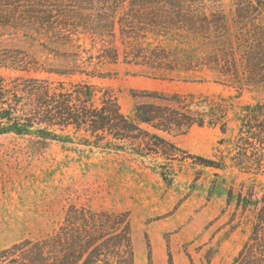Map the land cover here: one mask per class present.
Masks as SVG:
<instances>
[{"label": "rangeland", "instance_id": "rangeland-1", "mask_svg": "<svg viewBox=\"0 0 264 264\" xmlns=\"http://www.w3.org/2000/svg\"><path fill=\"white\" fill-rule=\"evenodd\" d=\"M230 9V2L224 0L222 10L230 16ZM2 34L1 46L23 51L34 69L19 72L0 67V77L8 81L22 77L55 85L64 82L67 87L84 82L102 89L97 97L105 90L114 94L121 112L129 117L143 104L178 110L167 101L176 96L193 95L197 102L230 98L233 107L225 134L219 126L195 125L180 134L143 126L183 152L173 161L157 154L140 156L132 143L112 138L108 140L122 148L108 149L105 142L73 128L55 129L61 142L45 144L34 135H1L0 253L50 234L67 209L77 205L128 215L135 264H170V259L173 264H234L251 236L253 216L242 217L234 205L228 207V192L237 193L242 183L264 186V169L258 175L245 174L234 165L244 148L238 140L235 111L264 104V86L242 90L232 86L205 66L211 46L183 33H147L130 40L122 39L119 31L116 39L103 40L78 34L66 46L35 31ZM114 48L119 53L117 63L106 58ZM136 48L145 53L166 50L168 64L175 70L129 63ZM247 151L248 155L254 152ZM252 259L264 264V257Z\"/></svg>", "mask_w": 264, "mask_h": 264}, {"label": "trees", "instance_id": "trees-1", "mask_svg": "<svg viewBox=\"0 0 264 264\" xmlns=\"http://www.w3.org/2000/svg\"><path fill=\"white\" fill-rule=\"evenodd\" d=\"M223 1L0 0V38L4 30H27L66 46L78 34L103 40L116 39L119 31L122 39L130 40L147 33H183L211 46L213 52L205 66L223 75L232 86L239 90L264 86V0H228L230 16L222 10ZM136 49L129 63L175 70L168 64L170 54L166 50L145 53L144 49ZM110 52L106 58L117 63L118 50ZM31 65L23 51L3 48L0 43V67L30 72L34 70ZM99 92L102 89L84 82L67 87L64 82L55 85L48 80L17 77L8 81L0 77V136L34 135L45 144L61 142L55 129L73 128L89 133L97 142H105L108 149L120 150L122 147L113 141H126L140 156L157 154L173 161L183 152L143 126L178 134L195 125L219 126L225 134L233 107L230 98L197 102L193 95L176 96L167 101L176 104L178 110L143 104L136 106L129 117L121 112L114 94L105 90L97 97ZM235 119L240 123L238 140L244 148L234 159L238 160H233L234 165L242 173L258 175L264 169V104L240 107ZM249 148L255 153L248 155ZM162 177L168 180L165 173ZM227 205H234L242 217L249 213L253 216L251 236L234 264H256L253 257H264V186L242 183L237 193L230 189ZM0 263L135 264L129 217L71 205L50 234L3 251Z\"/></svg>", "mask_w": 264, "mask_h": 264}]
</instances>
